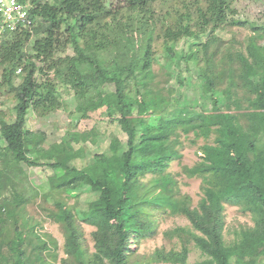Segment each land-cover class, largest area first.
<instances>
[{"label":"trees","instance_id":"16d2710c","mask_svg":"<svg viewBox=\"0 0 264 264\" xmlns=\"http://www.w3.org/2000/svg\"><path fill=\"white\" fill-rule=\"evenodd\" d=\"M157 1L117 0L113 5L107 0H30L31 29L8 35L0 47V88L7 86L16 102L13 123L0 116L1 170H16L21 164L48 167L50 192L87 190L95 195L81 221L95 228L90 256L81 245L71 209L55 201L50 217L65 232L66 258L60 264H129L133 240L154 231L149 219L154 207L182 215L189 224L172 230L180 251H159L156 263L190 264L186 259L192 243L203 257L192 264H264V44L257 43L259 34L253 35L245 53L228 54L215 63L217 51L209 55L208 50L216 37L201 41L209 25L201 7L218 29L232 17L237 0H195L201 26L188 6L183 12L167 9L172 21L164 29L163 48L169 65L197 62L199 52L204 60L198 73L200 93L188 100L191 109L171 112L169 99L149 85L153 80L149 27ZM136 30L147 31L141 66L129 64L127 76L118 65L112 70L103 67L100 55L128 50ZM183 39L198 43L176 53L175 46ZM68 48L72 55H66ZM17 70L22 79L15 86ZM105 84L113 88L109 99L103 93ZM59 86L73 93L74 111L81 118L104 109L107 119L127 137L125 150L114 137L109 155H95L89 165L77 169L71 162L82 156V149L74 150L72 144L86 142L91 133H73L67 142L42 149L37 135L25 128L26 117L29 112L43 117L59 110ZM179 131L192 133L195 139L213 137L212 144L200 147V161L183 168L188 178L201 179L202 197L196 207L189 197L174 196L175 182L165 172L179 157ZM149 174L150 180L142 183L140 178ZM6 187L0 174V264H52L47 257L55 241L43 238L25 220L21 211L27 201L16 187L5 197ZM226 205L237 207L252 221L231 243L223 238Z\"/></svg>","mask_w":264,"mask_h":264},{"label":"rangeland","instance_id":"374dc122","mask_svg":"<svg viewBox=\"0 0 264 264\" xmlns=\"http://www.w3.org/2000/svg\"><path fill=\"white\" fill-rule=\"evenodd\" d=\"M107 1L113 5L117 2V0ZM184 5L190 8V11L194 14L193 19L196 21L199 16L195 12V0H158L153 9V22H151V27H149L153 29L151 32L153 80L149 85L156 93L169 99L168 108L171 112L176 113H185L189 111L188 109H191L188 100H192L200 93L201 82L198 79V73L199 69L204 65V60H202L203 52L197 54L199 61L188 60V62H182L178 68L170 66V62L167 61L163 48V35L164 29L172 21V18L171 15L166 14V11L167 9L171 11V9L177 8L180 12H183L185 10ZM201 8L202 12L206 14V21L209 22V25L205 27L206 36H202L201 41L206 42L208 39L216 37V40L211 43L208 50L209 55L215 50L217 51L215 63H218L219 59L225 55L235 52L245 53V47L253 35L259 34L260 37L257 39V43L260 45L264 44V4L260 0H237L234 2L232 5V10L234 11L232 17H228L226 24L218 29H214V24L211 22L205 6L202 5ZM196 23L201 26V20H197ZM251 27H256L259 30L254 32ZM146 34L147 31L145 30H136L133 32L134 41L130 44L128 50H109L101 54L100 60L102 66L112 70L114 69V65H118L123 70L125 76H127L129 64L138 63L139 68L145 47ZM31 42L28 46H30ZM197 43L198 41L194 39L180 40L175 46V51L176 53L186 52L190 44L196 45ZM72 54V50L68 48L66 55ZM16 75L13 80L15 86L22 79L20 73ZM137 75L139 76L138 79L142 81L141 74L137 72ZM1 82L2 68H0V84ZM127 85L128 87L130 86L129 81ZM102 89L106 98L109 99V96L113 93L112 86L105 84ZM58 91L62 98V105L59 110L53 111L43 117L29 112L26 117L25 128L37 135L35 140L42 149L49 150L50 146L54 143L67 142L68 135L73 133H91L86 142L72 144L74 150L82 149V156L71 162V165L77 169H83L89 165L95 155H109V145L114 137L118 138L122 144V150H125L127 137L121 132L116 123H112L107 119L104 109L91 112L87 118H81V114L74 111L76 103L73 93L63 86H59ZM184 98L187 99L186 102H183ZM15 103V99L9 88L2 86L0 88V116L9 124L15 120ZM39 133L43 134L44 137L40 136ZM178 133L179 143L176 145V149L179 157L169 163L165 172L175 182L171 187L174 196L176 198L187 196L191 200V206L196 207L202 197L200 189L201 179L188 178L183 173V168H190L200 161V147L204 143L212 144L213 137L203 140L202 138L195 139L192 133L183 134L181 131ZM3 147L4 143L0 140V149ZM1 169L0 164V174L5 178L7 186L4 196L8 197L11 192L9 190L16 187V191L22 194L27 201L24 210L21 211L25 220L33 225L37 233L43 238L49 237L55 241L56 246L47 257L49 263L60 264L61 260L66 258L64 253V229L50 217L51 212L56 209L54 203L58 200L63 201L71 209L79 231L81 245L86 255L90 256L94 252L92 233L95 231V228L81 222L82 214L87 210L88 203L95 198V195L91 191L81 190L72 194L50 192L48 178L52 176V171L48 167H29L21 164L16 170L2 172ZM151 177V174L146 175L145 177H141L140 181L147 183ZM15 199L16 203L20 204L21 198L18 199L16 197ZM224 216L223 238L225 243H231L236 238V234L240 229L251 227L252 225L250 216L240 212L234 206L226 205ZM149 219L154 226V231L139 240H133L129 264H145L148 262L159 264L156 263L157 261H153L157 258L156 256L159 251H180V240L172 233V230L175 228H188L187 219L182 215L170 214L169 210L157 209L155 207L150 209ZM258 250L259 247L256 251ZM202 259L203 257L199 250L191 243L189 253H187V263L192 264ZM252 260H257L254 255L252 256Z\"/></svg>","mask_w":264,"mask_h":264},{"label":"built area","instance_id":"2783aa9c","mask_svg":"<svg viewBox=\"0 0 264 264\" xmlns=\"http://www.w3.org/2000/svg\"><path fill=\"white\" fill-rule=\"evenodd\" d=\"M31 9L30 0H0V47L8 35L31 29Z\"/></svg>","mask_w":264,"mask_h":264}]
</instances>
